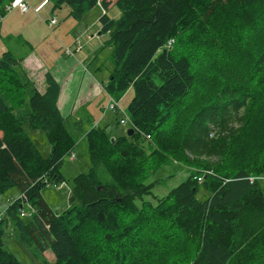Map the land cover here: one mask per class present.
Returning a JSON list of instances; mask_svg holds the SVG:
<instances>
[{
	"label": "trees",
	"instance_id": "obj_1",
	"mask_svg": "<svg viewBox=\"0 0 264 264\" xmlns=\"http://www.w3.org/2000/svg\"><path fill=\"white\" fill-rule=\"evenodd\" d=\"M3 1L0 19L6 14ZM218 1L117 0L121 16L114 19L107 0H55V8L66 4L77 19L101 4L100 32L109 34L113 47L106 89L119 102L134 89L128 113L139 128L114 140L107 125L84 133L91 168L72 178L70 205L60 212L42 190L45 180L67 182L61 167L79 141L59 109L60 84L47 73L46 91H39L23 58L2 54L0 192L18 187L35 212L22 217L21 202L8 206L0 221V264H23L5 247L9 222L23 243L54 253L56 262L45 258L41 264H115L121 253H127L126 264H264V191L259 180H250L264 173V0H222L220 9L236 3L233 11L251 26L242 48L247 64L223 54L204 56L201 62L210 65L197 74L191 51L196 57L199 49H190L186 33L203 28V10ZM222 25L223 19L214 22L217 31ZM198 81L204 92L193 91ZM190 91L205 103L193 109L199 97L189 98ZM175 105H183L180 113ZM115 118L120 123L119 113ZM26 126L45 132L48 156ZM162 135L175 139L163 142ZM156 155L158 163L178 155L201 168L157 205L146 198L158 200V181L148 183L143 173ZM202 189L207 194L201 199Z\"/></svg>",
	"mask_w": 264,
	"mask_h": 264
},
{
	"label": "rangeland",
	"instance_id": "obj_2",
	"mask_svg": "<svg viewBox=\"0 0 264 264\" xmlns=\"http://www.w3.org/2000/svg\"><path fill=\"white\" fill-rule=\"evenodd\" d=\"M108 1L112 2L114 6L117 0ZM223 1L227 3V0ZM9 3L10 1L4 0L2 2V5H6L7 7ZM221 3L222 0H219L216 3L209 5L206 10H203L204 13L202 15V22L200 23V25L203 23V28H200V26H195L186 33L189 40L190 49H192L193 45L199 49V53L196 55V57H194L191 51L193 69L197 74H200L203 71V67H208L210 65V63L204 65L201 62V59L204 56H209L213 59V56L220 58L219 55L223 54L227 56V59L234 58V60L240 63H243L246 60L247 64L248 52L246 56L247 58L243 57L242 48L244 47V45H246L244 41L248 40L246 36L247 33L250 32L251 26H246V23L248 22L247 20H245L246 18H244L245 16L242 13L233 11L238 7L236 3L233 2L230 6L229 2L224 9H220ZM54 5L55 0L52 1V5L48 6L47 9L53 8L54 10H56L60 25L62 21L67 20V18L69 17H72L71 15H69L71 10L70 6L63 4V6L61 8L59 7L58 9L55 8ZM233 5H235V7H233ZM91 10V12H87L86 16L79 21V23L84 24L85 28L82 27L79 30V28L77 27V29L70 27V32L65 33L61 36L54 35V32L51 33L53 29L48 30L46 26L43 30L37 20L22 19L20 18V15L15 14V12L10 13L6 11L7 15L2 20L3 22L8 18L4 23V33L9 31L13 36H18L20 34L25 41L26 39L23 37L22 32H26L27 29L31 30L32 36L37 40L36 45H32L30 43V45L34 47L32 50H30L25 43H17L19 40H14V42H9L8 44L11 49L16 46V44H18L20 45L18 51L20 50L22 53L32 54L34 56V59L31 63H35L36 66L38 65V67L33 68L34 73L38 72L40 69H42L44 73L50 70L58 78L59 81L64 82V80L70 79L68 81V85L70 87H73V90H69V93L72 92V94L74 93L76 96L79 92H81L77 105L75 107H73V104L66 106L65 111H63V114L68 118L69 129L79 139L78 144L73 151L75 153V159L71 160L69 156L65 157L64 164L61 167V172L67 179L66 186L48 185L42 190V196L44 197V199L47 201L50 207L57 212L65 210L70 205L69 191L72 188V178L80 173L88 172L91 168L89 147L87 140L84 139L83 132L84 130L90 128L89 125L93 122V120L85 119L82 125L80 122H78V124L75 123L77 122V115L81 114L84 108L82 102L91 103V105H88L87 107L90 111L93 109L94 123L96 124V122L101 117V114L103 113V111L101 110H104V107H107L110 98L107 91L102 88V85L108 84L110 74L113 69V47L108 42L110 37L108 33L99 35L100 26L98 21L105 11L103 12V8L100 7H94ZM239 11H242V9L240 8ZM42 14L45 15V11ZM109 15H111L115 19H118L121 16V12L117 6H114L109 11ZM40 18V21L42 22V17ZM218 18H220L221 21L223 19V25L221 30L219 31L214 28V22ZM228 19H230V21L226 22V20ZM77 30L79 31L77 32ZM70 35H76V37L78 38L77 40H80L78 41V43L81 44L82 42L83 44L82 54L83 56L86 55L87 57L86 61L83 62V65H80L79 62L71 58L73 54L69 55L70 57H67L64 55L65 53L62 52L65 51L67 45H71L68 42V37ZM2 41L3 40L0 36V58L4 53V51H2ZM62 42L67 44L63 45V50ZM183 50L185 52L184 46ZM14 52L16 53L15 50ZM207 60H209V58ZM75 63L77 64L75 65ZM84 67L88 70L86 71ZM202 86V82L198 81L196 84V89L193 91L204 92L205 90L204 88H202ZM193 91L189 92L190 96L188 97H199L198 99L194 100L198 101L193 106V109H196L198 105L205 103V101L204 99L203 101L201 100L200 95L197 96L195 92L192 93ZM133 96L134 89L130 88L124 95H122L120 99L119 105L121 109L127 111V113L129 103L131 102ZM182 106L183 105L176 106V109L178 108L177 111L179 113L182 110ZM74 108L75 110L73 111ZM62 109L64 110V107H62ZM176 114L177 112L174 115V119L172 122L173 125H175L174 121L176 118ZM122 116L123 114L120 115V117ZM115 117L116 113H114L112 110L106 111L103 125H107V130L112 138L124 135L126 136L128 130L131 127H129L128 125L125 126L120 124ZM25 129L26 133L32 138L43 155H48L51 152L52 147L48 142L45 132L41 129L33 130L29 126H26ZM174 130L178 133L176 129ZM169 137L172 136L162 135L161 139L163 140V142H165ZM172 138L175 139L174 137ZM136 144L138 146L148 148V144L146 142H143L142 140L137 139ZM176 156L177 157L167 158L165 159V161L161 160V162L158 163L156 161L159 159V155H156L150 161H154V165H152L149 170L143 172L144 176H149L148 183L152 181H158L155 189L153 190V193L156 195L158 200H156L153 196H148L146 198L155 205L160 202L159 199L166 197L170 190L179 186L181 182H183L190 173H194V170L196 169V164L188 160H184L178 155ZM249 158L250 157H247V160ZM181 159L185 164L179 161ZM198 170L201 171V168L197 167V170L195 171ZM220 173L224 172L220 171ZM254 177H256V180L260 181V185L262 186V189L264 191V173L256 174ZM18 192H20V189L18 187L11 188L10 190L3 193L0 192V213L6 211L12 200L11 197L17 196ZM205 194L207 193L204 192L203 189L200 190L199 198L202 199V196ZM4 241L6 249L12 252L16 256V258L23 264H41L45 258L49 259L52 263L56 262V257L52 251H50L49 253H45V255H42L39 250H36L33 247H29L28 245L23 243L19 239V235L16 229H14L11 225V222H9L6 229ZM128 242H131V240H128ZM118 255L120 256L117 257V260H112L111 263L114 262L115 264H126L123 262V258L127 255V253H121Z\"/></svg>",
	"mask_w": 264,
	"mask_h": 264
},
{
	"label": "crops",
	"instance_id": "obj_3",
	"mask_svg": "<svg viewBox=\"0 0 264 264\" xmlns=\"http://www.w3.org/2000/svg\"><path fill=\"white\" fill-rule=\"evenodd\" d=\"M28 2H29V4H30V6H32L31 8H30V10L28 11V12H26V13H22L18 8H14V9H11V10H9L8 12H15V14H19L20 15V18H22V19H26V20H37V22L39 23V25H40V27L44 30V27L46 26V28L49 30H51V28L49 27V21L53 18V17H56L57 18V22L54 24V26L52 27V32L51 33H53L54 35H56V36H61V35H64L65 33H69L70 32V27H72V28H79V30L82 28V27H84L85 28V26H84V24L83 23H79V21L80 20H82V19H76V18H74V16H72L71 15V10H70V14L69 15H71L72 17H69V18H67V20H64V21H62V23H61V25L59 24L60 23V21H59V18H58V15L56 14V10H54L53 8H51V9H47V7L48 6H50V5H52V1L53 0H27ZM108 1V0H107ZM110 2V1H109ZM63 6V5H62ZM61 6V7H62ZM113 6V3L111 2V4L109 5V9H108V12H107V14L109 15V11L114 7V6H116L115 4H114V6ZM60 7V8H61ZM96 7H100V8H102L101 7V4H99V5H97ZM47 9V10H46ZM59 9V8H58ZM45 11V15H43L42 13ZM92 11V10H91ZM90 11V12H91ZM17 12H19V13H17ZM103 12H104V10H103ZM105 13V12H104ZM6 15H7V12H6V14L0 19V36H1V38H2V42H3V47H2V51H4V52H6V51H11V52H13L15 55H16V57H18V58H23V68L27 71V73H28V76H29V78H30V80L35 84V86L39 89V91H41V92H45L46 91V88H47V82H46V74L47 73H50V74H52V76L56 79V81L60 84V87H61V89H60V95H59V99H58V106H59V109H60V111H61V113H62V115L67 119V121H68V118L63 114V111H65V107L66 106H69V105H71V104H73V107H75L76 105H77V103H78V100H79V98H80V94H81V92H79L76 96H75V94L73 93L72 94V92L71 93H69V90H73V87H70L69 85H68V81L70 80V79H66V80H64V82H62V81H59L58 80V78L50 71V70H48L47 72H45L44 73V71H42V69H40L38 72H36V73H34L33 72V68L34 67H38V65L36 66V64L35 63H31L32 62V60L34 59V56L32 55V54H25V53H22L20 50L18 51V48L20 47V45H18V44H16V46H14L12 49L9 47V42H14V40H19L17 43H21V44H23V43H25L27 46H28V48L30 49V50H32L34 47L33 46H31L30 45V43L32 44V45H36L37 44V40L32 36V34H31V30H26V32H22V34H23V37L26 39V41L22 38V36L19 34L18 36H13V35H11L10 33L11 32H6V33H4L5 31H4V23H5V21L8 19H5L3 22H2V20L6 17ZM43 15V16H42ZM103 15V14H102ZM101 15V16H102ZM42 17V22L40 21V17ZM110 17H112L111 15H109ZM72 18V19H71ZM101 18V17H100ZM100 18H99V26H100V29H99V35H101V22H100ZM113 18V17H112ZM115 19V18H114ZM47 25H46V24ZM76 28V29H77ZM75 29V30H76ZM79 30H77V32L79 31ZM78 38L76 37V35L75 36H73V35H70L69 37H68V42L71 44V45H67L66 43H64V42H62V50H63V45L65 44V45H67V47H71L72 49H76V46H77V43H78V41H80V40H77ZM8 41V42H7ZM81 44H82V42H81ZM16 51V53H20V54H16L15 52H14V50ZM82 51H83V44H82V46H81V49L80 50H77V51H74V53H73V56H71V58H73V59H75L77 62H79V64L80 65H83V62H85L86 61V55L85 56H83V54H82ZM62 52H64L65 54V56H67V57H70L69 55H72V54H68L67 52H66V49H65V51H62ZM77 63H75V65H76ZM85 68V67H84ZM44 70H45V68H44ZM85 70L87 71L88 69L87 68H85ZM71 78V77H70ZM106 86H107V84H103L102 85V88H104L106 91H107V89H106ZM108 93V92H107ZM109 94V93H108ZM109 97H110V95H109ZM134 97V96H133ZM132 97V98H133ZM82 105H83V110H82V112H81V114H79V115H77V117H76V121L77 122H75V123H77L78 124V122H80L81 123V125L83 124V122H84V120L85 119H90V120H93V122L89 125L90 126V128L92 127V126H96V125H103L104 124V118H105V113H104V111H105V107H104V110L102 109L101 111H103V113L101 114V117L99 118V120L96 122V124L94 123V117H93V109L90 111L89 110V108L87 107L88 105H91V103H87V102H82ZM62 107H64V110L62 109ZM103 108V107H102ZM75 110V108L73 109V111ZM103 121V122H102ZM90 128H88V129H86V130H84V132H83V134L86 132V131H88V130H90ZM50 154V153H49ZM48 154V155H49ZM48 155H46V156H48ZM21 195V192H18V194H17V196H15V197H11V202H10V204H9V206L11 205V204H13L14 202H15V200H17L19 197L18 196H20ZM51 250H47L46 252H44L42 255H45V253H49ZM49 260V259H48ZM50 261V260H49Z\"/></svg>",
	"mask_w": 264,
	"mask_h": 264
},
{
	"label": "built area",
	"instance_id": "obj_4",
	"mask_svg": "<svg viewBox=\"0 0 264 264\" xmlns=\"http://www.w3.org/2000/svg\"><path fill=\"white\" fill-rule=\"evenodd\" d=\"M14 8H18L22 13H26L30 10L31 6L27 0H11L10 3L6 7V11H9V10L14 9ZM56 22H57V18L53 17L49 21V27L52 29V27L54 26V24ZM174 43H175V39L174 38L170 39L167 43V48H172ZM80 49H81V44L77 43L76 49H72L71 47H67L66 52L68 54H73L74 51H77ZM110 110H112L114 113H119L120 115L123 114V116L120 118V123L122 125H125V126L128 125L129 127L133 128L134 131L139 130V128L132 122V119H131L130 115L127 113V111L122 110L120 105H119V101L112 96H110V98H109L108 105L105 108L104 113L106 111H110ZM69 157L71 160H74L75 159V153L72 152ZM250 180L253 182L256 180V177H250ZM199 181H202L201 177L199 178ZM45 182L48 183V185H55V184H51L47 180H45ZM58 185L66 186V182H62L61 184H58ZM69 195H71V190L69 191ZM15 201L21 202L20 215L22 217H31L33 215V213L35 212L34 208L30 204V202L27 200L26 195L24 193H21L19 198ZM5 213H6V211L0 213V221H2L3 218L5 217Z\"/></svg>",
	"mask_w": 264,
	"mask_h": 264
},
{
	"label": "water",
	"instance_id": "obj_5",
	"mask_svg": "<svg viewBox=\"0 0 264 264\" xmlns=\"http://www.w3.org/2000/svg\"><path fill=\"white\" fill-rule=\"evenodd\" d=\"M133 133H134V129L133 128H130L129 130H128V136H132L133 135ZM112 140H114V138H112Z\"/></svg>",
	"mask_w": 264,
	"mask_h": 264
}]
</instances>
